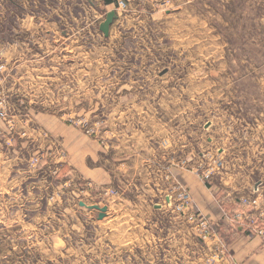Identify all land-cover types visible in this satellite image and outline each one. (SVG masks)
I'll use <instances>...</instances> for the list:
<instances>
[{
    "label": "rangeland",
    "instance_id": "374dc122",
    "mask_svg": "<svg viewBox=\"0 0 264 264\" xmlns=\"http://www.w3.org/2000/svg\"><path fill=\"white\" fill-rule=\"evenodd\" d=\"M0 110V264H231L189 216L264 193V0H0Z\"/></svg>",
    "mask_w": 264,
    "mask_h": 264
},
{
    "label": "crops",
    "instance_id": "0c3cea01",
    "mask_svg": "<svg viewBox=\"0 0 264 264\" xmlns=\"http://www.w3.org/2000/svg\"><path fill=\"white\" fill-rule=\"evenodd\" d=\"M117 17L118 16L116 15V18ZM103 21L104 20H102L100 23H102ZM105 37H109V36H105ZM0 125H1L0 134H2V136H0V145H1V141L3 140V137H5L4 141L6 143L12 144L11 137L4 136L5 131H10L9 125L6 122L3 123L1 122ZM7 159H8L7 153L2 149H0V170L3 169V167H5L4 162ZM190 178H191V185L189 186L191 189L192 196L193 198L198 199L200 198L201 192H203V190L201 189L198 183L199 181L196 178L193 177ZM213 207H211V205L208 207L207 214L210 217V219H215V223L217 224L216 228L226 240V244L229 253L232 256L233 263L234 264H264L263 237L261 235L251 234L242 224H240V222L232 223L228 218L224 217L223 213L219 211L217 213H214Z\"/></svg>",
    "mask_w": 264,
    "mask_h": 264
},
{
    "label": "built area",
    "instance_id": "2783aa9c",
    "mask_svg": "<svg viewBox=\"0 0 264 264\" xmlns=\"http://www.w3.org/2000/svg\"><path fill=\"white\" fill-rule=\"evenodd\" d=\"M118 5L120 8H125L127 6V0H117ZM0 117L6 118V112L3 110H0ZM208 178L210 177V174L206 175ZM255 197L253 199H248L246 201V205L252 206L255 209V213L252 215L250 219V224L247 223V230L254 235H261L264 240V205H258L260 204V199L264 198V193L261 191L260 187H257L254 191ZM183 197L188 199L189 195L184 193ZM263 200V199H262ZM201 215V214H200ZM199 214H193L190 215L189 218L191 220H194L198 223V225L204 230V232L207 234L205 237H213L215 240L218 241L220 245H222V253L223 255L227 252L229 255V258L231 260V264L233 263L232 256L229 253L227 244L225 240L222 238V236L217 233V229L209 222L206 218V216H200ZM243 218V213L239 212L235 215V217ZM241 224L243 223L242 220H238ZM244 224V223H243ZM220 235V236H219Z\"/></svg>",
    "mask_w": 264,
    "mask_h": 264
},
{
    "label": "water",
    "instance_id": "95a60500",
    "mask_svg": "<svg viewBox=\"0 0 264 264\" xmlns=\"http://www.w3.org/2000/svg\"><path fill=\"white\" fill-rule=\"evenodd\" d=\"M115 17H116V11H113V10L109 11L107 13L106 19L100 24V29L105 34V36L110 35V27H111ZM80 204L82 206L88 207L90 209L99 210V215H98L99 219H102L107 215V206L101 207L98 204L88 205L85 202H80Z\"/></svg>",
    "mask_w": 264,
    "mask_h": 264
},
{
    "label": "trees",
    "instance_id": "16d2710c",
    "mask_svg": "<svg viewBox=\"0 0 264 264\" xmlns=\"http://www.w3.org/2000/svg\"><path fill=\"white\" fill-rule=\"evenodd\" d=\"M107 1H109V0H107Z\"/></svg>",
    "mask_w": 264,
    "mask_h": 264
}]
</instances>
